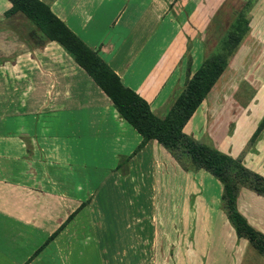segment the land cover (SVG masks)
I'll return each instance as SVG.
<instances>
[{"label": "crops", "instance_id": "crops-1", "mask_svg": "<svg viewBox=\"0 0 264 264\" xmlns=\"http://www.w3.org/2000/svg\"><path fill=\"white\" fill-rule=\"evenodd\" d=\"M40 1L96 51L122 84L144 99L160 118L169 110L172 96L182 90L190 69H197L205 55L209 57L216 48L219 52L222 46L210 49L209 32L222 25L219 20L225 0ZM9 6L7 0H0V18ZM249 7V32L259 31L264 39V0H250ZM237 13L242 14L243 9ZM9 36H14L10 28L3 31L0 27L2 216L13 223L29 221V204L22 192H77L79 176L82 185L84 179L92 184V176L105 175L107 169L110 173L116 170L119 158L124 162L128 159L124 169L133 159L140 160L138 156L142 155L144 161L164 155L155 141L139 148L141 137L119 117L105 94L57 43L47 41L43 50L29 49ZM239 45L245 44L239 43L237 48ZM65 54L69 58L61 57ZM65 61L71 65L70 70ZM198 109L183 131L200 141L194 131ZM255 153L264 156V152ZM251 170L264 177L261 162ZM45 195L49 202L54 197L52 193ZM253 196L250 222L264 235V197ZM31 206L35 208V204ZM236 206L239 211L238 200ZM217 211L220 212L218 207ZM201 213L203 216L204 210ZM231 236L232 241L242 239L236 234ZM226 248L223 246L220 251ZM3 249L0 245V255ZM237 259L239 262L229 264H244L242 258ZM209 261L205 264H215Z\"/></svg>", "mask_w": 264, "mask_h": 264}, {"label": "rangeland", "instance_id": "rangeland-1", "mask_svg": "<svg viewBox=\"0 0 264 264\" xmlns=\"http://www.w3.org/2000/svg\"><path fill=\"white\" fill-rule=\"evenodd\" d=\"M249 5L250 0H225L222 25L209 32L213 50L224 45L240 22L245 31L240 30L244 33L239 43L245 45L236 47L228 58L226 69L196 113L194 131L200 143L241 159L251 170L259 162L264 165V156L255 153L264 152V39L259 31L249 32ZM242 9V14L237 13ZM0 27L3 31L10 28L14 36L9 39L29 49L43 50L42 45L48 43L20 14L0 18ZM196 70L191 68L188 74ZM162 150L164 155L144 161L138 156L140 160L133 159L124 169L128 159L119 158L116 170L92 176V184L84 179L82 185L79 176L81 192H22L29 204V221L13 223L0 214L2 264H205L210 259L229 264L239 262L235 257L244 264L263 263L246 239L232 241L235 232L221 209L220 184L204 171L184 170ZM45 193L54 196L50 202ZM252 193L242 187L237 195L238 212L247 215L244 219L251 227ZM56 230L55 239L34 255ZM223 246H228L224 252L220 251Z\"/></svg>", "mask_w": 264, "mask_h": 264}, {"label": "trees", "instance_id": "trees-1", "mask_svg": "<svg viewBox=\"0 0 264 264\" xmlns=\"http://www.w3.org/2000/svg\"><path fill=\"white\" fill-rule=\"evenodd\" d=\"M7 1L10 6L4 12V17L11 18L20 14L47 41L57 43L105 94L119 117L141 137L139 148L149 141H155L184 170L204 171L211 175L221 186V209L236 236L246 239L249 246L264 258V235L247 223L236 206L238 191L242 187L264 197V177L247 169L241 159L200 143L183 131L218 81L227 66L228 58L241 41L245 31L242 24L237 22L234 25L219 52L205 58L193 74H188L182 90L174 97L165 116L160 118L151 111L144 99L122 84L97 52L72 33L48 5L40 0ZM244 23L246 27L247 22ZM58 231L50 234L34 255H38L54 240Z\"/></svg>", "mask_w": 264, "mask_h": 264}]
</instances>
